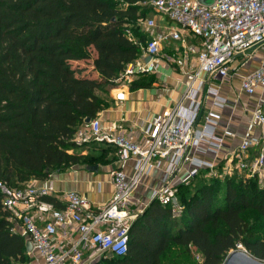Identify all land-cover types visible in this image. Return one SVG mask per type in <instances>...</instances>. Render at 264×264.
Listing matches in <instances>:
<instances>
[{
    "label": "trees",
    "instance_id": "obj_1",
    "mask_svg": "<svg viewBox=\"0 0 264 264\" xmlns=\"http://www.w3.org/2000/svg\"><path fill=\"white\" fill-rule=\"evenodd\" d=\"M145 1L0 0V179L7 185L97 164L75 153L83 145L71 138L109 105L107 88L142 54L137 25L151 12ZM86 60L92 75L76 67ZM151 83L140 74L130 88ZM175 188L177 215L151 199L130 224L125 255L94 264H222L237 245L264 261V184L257 177H195ZM1 200L0 264H26V239L11 232ZM44 200L57 205L52 196Z\"/></svg>",
    "mask_w": 264,
    "mask_h": 264
},
{
    "label": "built area",
    "instance_id": "obj_2",
    "mask_svg": "<svg viewBox=\"0 0 264 264\" xmlns=\"http://www.w3.org/2000/svg\"><path fill=\"white\" fill-rule=\"evenodd\" d=\"M143 5L174 26L166 33L150 37L142 54L126 64L115 81L129 82L137 75L154 73L162 43L170 39L184 48L182 60L177 61L186 78L184 94L179 102L148 119L138 132L118 124L104 127L95 117L74 133L72 142L112 145L118 162H134L131 174L122 169L111 171L113 194L104 206H95L76 191L58 194L49 179L40 186L21 187H11L0 179V196L9 215L10 230L30 241L32 250L42 258L41 264H94L99 253L125 255L130 224L143 210L134 192L151 170H164L162 187L152 193L151 199L171 204L174 215L181 208L175 197L176 185L188 184L201 169H208L213 178L228 176L230 169L226 165L219 175L216 162L194 155L207 152L217 156L223 146V139L216 133L219 113L209 109L199 121L203 107L198 94L205 81L198 76L204 73L225 77L237 57L247 59L264 44V0H146ZM139 27L149 32L156 27L155 21L146 16L139 20ZM188 38L197 42L189 43ZM189 54L195 55V71L188 70ZM144 55H150L146 63L142 60ZM240 87L248 94L264 90V63L243 74ZM207 92L213 107L225 105L226 99L216 87L209 86ZM251 122L264 128V103L255 107ZM258 142L256 138L243 139L229 161H235L239 171L248 170L244 154ZM186 162L190 169L176 177ZM253 167L251 177L263 181L264 153ZM55 195L61 206L44 200ZM237 247L243 249L241 245Z\"/></svg>",
    "mask_w": 264,
    "mask_h": 264
},
{
    "label": "crops",
    "instance_id": "obj_3",
    "mask_svg": "<svg viewBox=\"0 0 264 264\" xmlns=\"http://www.w3.org/2000/svg\"><path fill=\"white\" fill-rule=\"evenodd\" d=\"M147 17L154 19L156 27L149 32L140 29V32L145 36V42L156 34L166 33L174 26L167 18L152 11ZM188 42L195 44L197 41L188 38ZM183 54L184 48L177 42L168 39L162 43L157 57L156 71L146 74L152 80L150 86L130 88L136 76L132 77L129 82L115 81L116 84L105 96L109 105L97 114L102 126L108 127L118 124L128 130L138 132V129L143 127L145 122L153 115L163 113L179 102L185 91L186 78L177 61L182 60ZM194 56L189 54L187 62L189 71H195L196 69ZM261 63H264V44L252 51L247 59L237 57L231 63L229 75L225 77H214L204 73H200L198 76L199 79L205 81L198 94V99L203 107L199 121L202 122L203 115L209 109L216 110L219 113L220 119L216 133L223 139V146L217 156L207 152H195L194 155L207 161L216 162L215 171L219 175L225 171L223 167L226 165L230 169L227 170V175L236 174L239 176L240 173V176H242L244 173V177H251L250 172L254 168L255 161L261 153H264V139L262 140L264 128L255 126L251 122V115L255 107L264 103V90L257 89L255 93L248 94L240 87L241 76L256 69ZM209 86L216 87L220 95L226 99L223 107L216 109L212 106V97L207 92ZM184 103L187 102L184 101ZM245 138H256L259 139V142L257 145L250 147L244 154L249 169L239 171L236 168L235 161L230 162L229 160L232 159L241 141ZM74 152L97 159L98 170L89 171L84 165L74 164L60 172L53 173L48 179L52 182L58 194L76 191L87 196L95 206H104L113 194L111 171L122 169L127 174H131L134 162L132 160L123 163L118 162L113 146L96 142L80 146ZM69 153H72V150ZM189 169L190 165L186 162L180 168L176 177H182ZM163 177L164 170L161 167L151 170L143 177L141 184L134 192V196L142 203L140 205L142 209L151 201L152 193L161 189ZM195 177L209 180L212 176H210L208 169H201ZM223 178L220 177V179ZM259 182L264 184V180ZM28 184L40 186L44 184V180H30ZM56 195L52 197L57 201V206H61L62 202ZM29 257L30 261L26 264L42 263V258L33 250L29 253Z\"/></svg>",
    "mask_w": 264,
    "mask_h": 264
},
{
    "label": "water",
    "instance_id": "obj_4",
    "mask_svg": "<svg viewBox=\"0 0 264 264\" xmlns=\"http://www.w3.org/2000/svg\"><path fill=\"white\" fill-rule=\"evenodd\" d=\"M201 2L206 3V0H201ZM142 60L144 63L148 62L150 60V55H144ZM90 120V117H86L84 123H89ZM85 167L89 171L98 170V165H87ZM25 248L27 253L32 251V246L29 240H26ZM222 264H264V261L253 257L247 253L245 249H236L228 253Z\"/></svg>",
    "mask_w": 264,
    "mask_h": 264
},
{
    "label": "rangeland",
    "instance_id": "obj_5",
    "mask_svg": "<svg viewBox=\"0 0 264 264\" xmlns=\"http://www.w3.org/2000/svg\"><path fill=\"white\" fill-rule=\"evenodd\" d=\"M137 27H138V30L140 31V29H142L141 27H139L138 25H137ZM129 29L131 30V27L129 26ZM131 32H132V30H131ZM134 34V33H133ZM135 35V34H134ZM74 65V64H73ZM91 64H90V62L89 61H83V62H81L80 64H78V65H76V67H78V69H80L81 71H84L83 73L84 74H89V75H92V69H91ZM150 77V76H149ZM114 87V86H113ZM112 87H108L107 88V90L108 91H110V89H111ZM233 175V174H232ZM241 174L239 173V176L238 177H244L243 175H244V173L242 174V176H240ZM211 178H213V177H211ZM195 256H196V259H198V260H200V256L198 255V254H195ZM98 261L99 260H102V259H104V258H110L111 256L109 255V254H106V253H99L98 254ZM97 261V262H98Z\"/></svg>",
    "mask_w": 264,
    "mask_h": 264
}]
</instances>
